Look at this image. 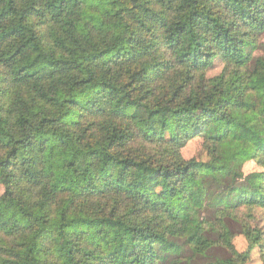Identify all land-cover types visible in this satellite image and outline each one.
<instances>
[{
  "label": "trees",
  "instance_id": "1",
  "mask_svg": "<svg viewBox=\"0 0 264 264\" xmlns=\"http://www.w3.org/2000/svg\"><path fill=\"white\" fill-rule=\"evenodd\" d=\"M241 109L264 111V0H0V205L31 221H0V264L264 261V143L217 176Z\"/></svg>",
  "mask_w": 264,
  "mask_h": 264
},
{
  "label": "rangeland",
  "instance_id": "2",
  "mask_svg": "<svg viewBox=\"0 0 264 264\" xmlns=\"http://www.w3.org/2000/svg\"><path fill=\"white\" fill-rule=\"evenodd\" d=\"M221 69L222 66L218 65L214 69V73L219 72ZM238 113L245 122V128L232 132L230 139L218 146L219 168L217 176L226 186H230L235 178L250 177L256 174L257 171H261L256 162L243 160L242 155L255 152L264 143V111L241 109ZM149 136L156 139L160 138L159 133H150ZM0 140L7 142V136L1 131ZM203 142L199 137L192 139L184 148L183 155L186 158H196L200 161L209 160L210 156ZM149 204L155 207L160 204V199L152 198ZM187 210L184 211L185 216H190L194 213L193 208ZM258 217H260L261 225L264 226L263 217ZM10 219L25 226L31 224V221L25 216L24 212L12 200H8L0 205V221ZM195 231V228L190 229L188 235L193 236ZM235 243L241 251L248 248V241L242 234L237 235ZM248 264H264L260 247L254 248L252 258Z\"/></svg>",
  "mask_w": 264,
  "mask_h": 264
}]
</instances>
